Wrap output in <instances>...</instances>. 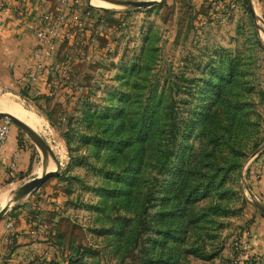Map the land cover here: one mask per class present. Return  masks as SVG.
<instances>
[{"label": "rangeland", "instance_id": "rangeland-1", "mask_svg": "<svg viewBox=\"0 0 264 264\" xmlns=\"http://www.w3.org/2000/svg\"><path fill=\"white\" fill-rule=\"evenodd\" d=\"M103 1L35 20L0 89L39 122L0 110L29 155L0 181V264H264V0Z\"/></svg>", "mask_w": 264, "mask_h": 264}, {"label": "crops", "instance_id": "crops-1", "mask_svg": "<svg viewBox=\"0 0 264 264\" xmlns=\"http://www.w3.org/2000/svg\"><path fill=\"white\" fill-rule=\"evenodd\" d=\"M72 1L81 0H0V89L18 83L17 79L24 80L22 73H25L24 77L29 76L33 64L31 55L34 52L33 33L29 26L37 19L55 16L60 8ZM260 11L264 15V7ZM11 71L14 72L13 76ZM41 81V78L33 80L31 85L40 88L43 85ZM17 141L16 132L11 130L0 148V181L14 176L13 171H21L29 164L28 153L18 148ZM8 169L9 175L5 173Z\"/></svg>", "mask_w": 264, "mask_h": 264}, {"label": "bare ground", "instance_id": "bare-ground-1", "mask_svg": "<svg viewBox=\"0 0 264 264\" xmlns=\"http://www.w3.org/2000/svg\"><path fill=\"white\" fill-rule=\"evenodd\" d=\"M92 3L98 7H105L106 5H108V4L101 2V1H98V0H93ZM10 100H8V98H7V99L0 101V106H1L0 110L7 111V112L11 113L14 117L21 119L24 122L26 121V123L30 127L35 129V125L39 124L38 120L34 119V116L28 115L23 108H21L19 105L15 104L14 102H12ZM57 150H58V155H62L64 152L62 145H60L59 149H57ZM49 162H48V160H43L42 164L38 167L37 171H40L44 168H48L50 165ZM1 199H2V201H0L1 202L0 205H4L6 203V201L4 200L5 198H1Z\"/></svg>", "mask_w": 264, "mask_h": 264}, {"label": "built area", "instance_id": "built-area-1", "mask_svg": "<svg viewBox=\"0 0 264 264\" xmlns=\"http://www.w3.org/2000/svg\"><path fill=\"white\" fill-rule=\"evenodd\" d=\"M35 36L38 40V46L42 48V54L44 56H49V48L52 46L53 39L55 36V31L53 30V28H49L47 30H38ZM9 129L10 128L8 122L0 121V147H2L5 143L6 138L9 134ZM6 227L10 228L11 224L6 225Z\"/></svg>", "mask_w": 264, "mask_h": 264}, {"label": "trees", "instance_id": "trees-1", "mask_svg": "<svg viewBox=\"0 0 264 264\" xmlns=\"http://www.w3.org/2000/svg\"><path fill=\"white\" fill-rule=\"evenodd\" d=\"M138 133L140 134V135H142L141 133H143V129L142 128H139L138 129ZM97 142H100V141H98L97 140ZM109 144H111V142H106V145H109ZM117 146H115L116 147V149H118L119 151H120V144H118V143H115ZM119 146V147H118ZM196 189L195 188H192V190L191 191H188L187 192V194H186V190H184L183 189V194H186V197H185V200H188V197H190L191 198V201L193 202L194 200H196L199 196H202V195H205V191L203 192V191H196ZM195 192V193H194ZM193 195V196H192ZM262 215L264 216V213L262 212ZM165 216H167L168 218H172V217H180L181 216V214H179V213H175V212H173V211H168L166 214H165ZM165 233H168V232H165ZM168 235H170V234H168ZM153 263L154 264H159L160 263V261H153ZM69 264H83V262H82V260L81 259H78V260H75L74 262L72 261H70V263Z\"/></svg>", "mask_w": 264, "mask_h": 264}, {"label": "water", "instance_id": "water-1", "mask_svg": "<svg viewBox=\"0 0 264 264\" xmlns=\"http://www.w3.org/2000/svg\"><path fill=\"white\" fill-rule=\"evenodd\" d=\"M127 4L132 5V3H126V5ZM153 4H156V2H141V3H136L135 5H137L139 7H146V6L153 5ZM250 11L252 12V9L251 8H250ZM0 115H3V114H0ZM5 116L9 120H11L12 122H14L16 125H18V126H20L22 128H26V126L21 121H19L17 118H15L14 116H12L10 114H7ZM52 175L53 174H50V173L45 174V175L41 176L37 181H34V182H31L30 184H27L24 188L29 189V188H32V187H36L39 184H42L45 180H47Z\"/></svg>", "mask_w": 264, "mask_h": 264}]
</instances>
